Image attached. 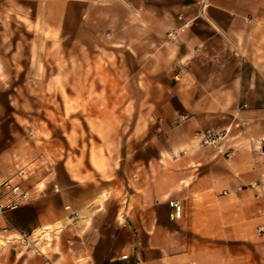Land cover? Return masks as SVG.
I'll list each match as a JSON object with an SVG mask.
<instances>
[{
	"label": "crops",
	"instance_id": "0c3cea01",
	"mask_svg": "<svg viewBox=\"0 0 264 264\" xmlns=\"http://www.w3.org/2000/svg\"><path fill=\"white\" fill-rule=\"evenodd\" d=\"M15 1L56 8L52 27L64 23L73 33L76 21L82 36L99 37L77 45L103 42L115 60H132L145 143L155 135L160 146L154 163L132 170L122 218L116 211L109 222V184L97 170L86 181L74 176L85 170H31L22 181L30 201L2 223L32 232V242L0 244V264H124L125 253L136 264H254L247 244L264 223V0ZM110 89L98 83L95 92ZM207 127L228 129L229 157L194 138ZM8 153L0 152V180L15 175L4 164ZM171 199L181 203L179 217ZM76 211V225L45 238Z\"/></svg>",
	"mask_w": 264,
	"mask_h": 264
},
{
	"label": "rangeland",
	"instance_id": "374dc122",
	"mask_svg": "<svg viewBox=\"0 0 264 264\" xmlns=\"http://www.w3.org/2000/svg\"><path fill=\"white\" fill-rule=\"evenodd\" d=\"M1 2L0 152H9L4 164L15 174L20 168L28 172L85 170V174H74L78 181L95 179L96 173L90 170H97L109 184L104 221H113L116 211L119 220V199L126 195L122 189L132 186V170L154 163L160 146L155 135L145 143L150 134L139 121L132 60H115L109 51L113 47L103 46L102 41L101 46L77 45L82 37L95 43L99 37L82 36L76 21L70 24L73 33H66L64 23L52 27L56 8ZM98 83L111 88L110 93L97 94ZM82 216L76 211L55 228H46L52 231L45 238H52L51 232L60 235ZM260 225L256 227L260 238L247 244L249 262L254 264H264Z\"/></svg>",
	"mask_w": 264,
	"mask_h": 264
},
{
	"label": "built area",
	"instance_id": "2783aa9c",
	"mask_svg": "<svg viewBox=\"0 0 264 264\" xmlns=\"http://www.w3.org/2000/svg\"><path fill=\"white\" fill-rule=\"evenodd\" d=\"M180 30H182V27L169 31L168 37H176ZM184 117L185 115H179L175 118V121H182ZM227 133V128L217 129L207 127L195 131L193 136L201 145L214 146L225 156L229 157L232 154V149H225L223 147V142L227 137ZM261 153H264V147H262ZM15 175H17L18 178H16ZM15 175L0 180V244L7 243L15 247L17 242H19L27 247L30 246L32 242V239L30 238L32 232L17 229L9 221L2 223V221L5 220V214L7 211L14 210L30 201L28 190L22 186V181L29 175L28 170L20 168ZM169 204L173 207L172 214L179 217L181 213L180 201L177 199H171L169 200ZM258 231L264 232V224H261L258 227ZM122 258L125 260L124 264H136L129 259L127 253L123 254Z\"/></svg>",
	"mask_w": 264,
	"mask_h": 264
}]
</instances>
